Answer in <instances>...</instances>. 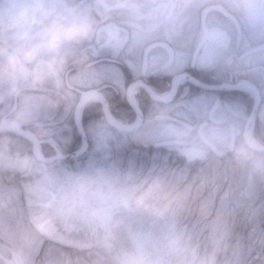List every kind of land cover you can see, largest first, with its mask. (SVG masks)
Segmentation results:
<instances>
[{
  "label": "rangeland",
  "instance_id": "rangeland-1",
  "mask_svg": "<svg viewBox=\"0 0 264 264\" xmlns=\"http://www.w3.org/2000/svg\"><path fill=\"white\" fill-rule=\"evenodd\" d=\"M247 12L240 22L243 27L241 46L244 51L249 46L261 48L259 55L264 57V10L253 7ZM73 44L68 45L70 52L66 60L73 55ZM213 49L212 66H224L226 55L218 48ZM254 61L257 69L251 79L263 93L256 119L264 122V67L259 66L258 58ZM220 71L217 73L222 77ZM238 90L247 92L245 98L248 99L238 96L231 111L221 107L215 113V117L226 118L228 122L221 136L204 131L222 156L213 163V151L199 138L197 125L185 128L164 121L154 123L152 116H147L146 122L135 131L134 141L153 146L161 140L179 139V144L184 145L172 144L169 149L178 150L185 162L171 158L165 147V151L141 153L147 161L140 164L145 173H131L130 169L123 173L121 167L110 164L96 176H77L65 171L60 160L56 161V167L35 162L29 153L32 142L28 137L18 134L19 138L8 142L6 147L1 145V167H12L17 171L16 176L29 178L24 179L17 190L12 189L13 186H0V264H32L46 237L56 245L55 254L60 252L61 245L76 246L82 242L94 245L104 243L107 238L115 239L123 249L122 264H241L242 261L264 264V152L251 149L241 137L254 113L256 96L249 86H241ZM94 101V96L86 100L80 116L88 115L87 109L95 112L93 106L89 109ZM75 102L77 99L72 100L73 106ZM212 102V95H198L182 108H176V113L184 119L193 116L202 120L207 118ZM25 106L28 116L24 120L35 122L39 127L37 131L47 138L44 143L49 150L60 153L53 133L61 137L70 131L68 121L65 131L41 129L42 123L52 120L50 114L41 110V100H31ZM11 107L12 104L9 109ZM233 110L238 111L237 116L233 115ZM166 111L168 109L160 110L163 114ZM133 116L136 121V114ZM113 119L120 125H131ZM257 120L252 122L251 142L264 146V125ZM237 123L238 138L230 130ZM82 125L88 136L83 120ZM87 127L96 144L95 151L110 149L121 137L118 132L90 120ZM2 131L12 132L13 129ZM9 137L2 133L0 140ZM193 147L201 154L197 167L198 154L193 157L185 154ZM232 161L236 173L229 171L231 181L225 193L217 197L215 191L222 185L223 168L228 169ZM95 165L90 162L88 167ZM129 167H134L132 162ZM142 172V178L137 180L136 174Z\"/></svg>",
  "mask_w": 264,
  "mask_h": 264
},
{
  "label": "flooded vegetation",
  "instance_id": "flooded-vegetation-1",
  "mask_svg": "<svg viewBox=\"0 0 264 264\" xmlns=\"http://www.w3.org/2000/svg\"><path fill=\"white\" fill-rule=\"evenodd\" d=\"M32 2L0 0V50H3L0 54V135H10L7 140H0V151L1 145L6 147L8 142L17 139L15 131L1 132L5 121H19L29 130L39 128L37 124L35 129L28 126L24 120L28 116L25 105L31 100L40 99L41 110L52 119L42 123L41 129L63 131L66 109L70 108L72 100L77 99L75 113L84 94L99 93L113 116H125V111L117 109L112 102L114 97L124 96L128 103L130 98L136 100L143 115L139 128L147 116H152L154 123L164 121L185 128L197 125V132L210 130L220 137L228 122L226 118L215 117V113L221 107L231 111L238 96L241 99L242 95L248 96L247 92L238 90V82L248 80L257 85L251 77L257 69L252 58L258 49L249 46L246 48L249 50L244 51L240 22L248 15L247 10L253 7L264 10V0H43L46 8L73 12L85 18L91 32L73 41V55L67 60L70 42L64 43L56 53L24 61L27 73L24 75L19 68L12 69L8 65V56L22 46L9 22L22 7ZM213 5L223 6L234 18L215 8L205 14ZM37 33L38 29H33L32 39L25 42V46L38 41ZM158 42L166 46L155 44ZM213 48L226 55L224 66H212ZM219 69L222 77L217 73ZM40 73L37 81L35 77ZM195 82L224 88H203ZM231 85L236 86L230 88ZM204 94L213 96L207 118L184 119L176 113V108ZM11 104L13 107L9 109ZM161 108L168 111L163 114ZM233 111L237 116L238 111ZM230 130L238 138V123ZM241 137L244 140L243 133ZM172 144L179 143L168 142L163 146L171 151ZM8 169L11 171L12 167Z\"/></svg>",
  "mask_w": 264,
  "mask_h": 264
},
{
  "label": "trees",
  "instance_id": "trees-1",
  "mask_svg": "<svg viewBox=\"0 0 264 264\" xmlns=\"http://www.w3.org/2000/svg\"><path fill=\"white\" fill-rule=\"evenodd\" d=\"M261 48L258 49L257 52L254 53L253 58L254 60L258 58V64L260 67H264V57L260 56ZM150 101V100H149ZM114 105L116 106L117 109H123L125 111V116L124 115H116L117 118H124V121L131 122L133 120V115L134 111L132 106L128 103V101L125 99L124 96H119L117 95L116 97L113 98ZM154 102V101H152ZM95 108V112L92 113L90 110L87 109L88 115H84L83 117V122L88 133V140H89V147L88 150L77 157H70V158H65L60 160L61 164L65 166V171L73 172L77 176L82 175V174H87V175H94L96 176L97 172L99 171H105L106 168L109 167L110 164H113L114 166H119L122 168L123 173H127L126 171L130 169L131 173H135L138 171H143L140 167V164L145 161L142 158L141 153L142 152H157V151H165L164 149L165 146H160V147H154L150 146L146 143L139 142L136 143L133 139V135L135 131H130V132H125V131H118L115 128H113L104 118V113L102 111V106L100 102L94 101L90 103L89 109ZM164 106V105H162ZM67 107V106H66ZM72 110L74 111V106L73 104L70 106V108L67 107L66 109V116H65V123L68 121L67 124L70 125L69 129L70 131H66L62 134L61 137L53 135L56 137V141L58 143L59 149L62 153H73L74 151L78 150L81 145H82V135L78 131L75 121H74V113H72ZM69 111V112H68ZM88 116V117H87ZM88 120L93 121V123H100L102 127H107L109 130H114L119 133L121 136L119 139H116L112 144L110 149H104V150H99L95 151L94 146L96 145L94 143V140L92 139V136L90 134L89 128L87 127ZM262 122V123H261ZM73 123V124H72ZM258 123L264 125V122L258 119ZM259 124V125H260ZM28 126L36 128V123L31 122L27 123ZM36 133L42 138L45 137V135L39 133L37 131V128L35 129ZM52 131H56V128H54ZM65 131V130H64ZM93 131V130H92ZM95 131V130H94ZM17 138L19 136L17 135ZM22 139V138H21ZM20 139V140H21ZM23 142L25 141L22 139ZM25 143L30 144V142L25 141ZM42 151L44 152L45 155H52L55 152L48 148V145H42ZM167 153L170 152L171 158H175L181 162H185V159L183 155L176 150V152H173L172 150L166 151ZM29 153L32 155L31 158L33 160L39 161L37 158L32 153V148H29ZM165 153V152H163ZM213 161L216 159H220L222 156H217L213 152ZM196 159V165L200 164L199 160ZM90 162H94L96 164L95 166L89 168L88 164ZM132 162L133 168L129 167V163ZM147 162V161H145ZM56 161L50 162L49 164L55 165L56 167ZM202 165V164H201ZM208 166H213V164H207ZM239 166V165H238ZM233 168V169H231ZM239 168V167H238ZM229 169V170H228ZM228 169L223 168V171L225 172L223 174V178L220 180L222 181V185L218 188L219 190H216L215 193L218 196H221L223 193H225V189L227 188V184L229 181H231V178H229V171L234 174L236 173L234 171V164L233 161L228 165ZM231 169V170H230ZM60 171V169H57ZM14 168L9 171V169L2 168L0 171V186L1 187H12V189L16 190L20 187L21 188V183L24 179H27L29 177H22V176H16L17 171L14 173ZM216 172V170H213ZM11 172V173H9ZM61 172V171H60ZM145 173V171H143ZM138 173L137 175V180L141 179L142 175L144 173ZM239 172V170H238ZM154 174L150 177L153 178ZM159 178L161 176L159 175ZM160 180V179H157ZM12 182V183H10ZM215 186H217L215 184ZM18 187V188H17ZM17 196V194H16ZM109 241V242H108ZM52 240L49 238H45V242L42 246V249L40 253L33 259L32 264H122L123 263V249L121 245L115 241V239H104L103 242L95 243L94 245L88 244L84 245V242L80 244L74 245H61L59 246V253L55 254V247L56 245L52 244ZM233 244V243H231ZM202 247V244L200 245ZM244 250L247 251V247L243 246ZM1 262V261H0ZM241 264H244L242 261Z\"/></svg>",
  "mask_w": 264,
  "mask_h": 264
},
{
  "label": "clouds",
  "instance_id": "clouds-1",
  "mask_svg": "<svg viewBox=\"0 0 264 264\" xmlns=\"http://www.w3.org/2000/svg\"><path fill=\"white\" fill-rule=\"evenodd\" d=\"M9 27L15 30L22 46L8 56V65L12 69L19 68L24 75H27L24 61L56 53L64 43L83 39L91 32V25L85 18L73 12L64 13L54 8H46L43 0H33L32 4L22 7L11 18ZM33 29H38V41L25 46V42L32 39ZM0 54H3V50H0ZM41 75L42 73L38 74L35 79L38 81Z\"/></svg>",
  "mask_w": 264,
  "mask_h": 264
},
{
  "label": "water",
  "instance_id": "water-1",
  "mask_svg": "<svg viewBox=\"0 0 264 264\" xmlns=\"http://www.w3.org/2000/svg\"><path fill=\"white\" fill-rule=\"evenodd\" d=\"M214 8H215V9H218V10H221V11L224 12L226 15L231 16V17L234 18V16H233L231 13H229V12H228L223 6H221V5H213V6L208 7V8L205 10V14H206L209 10L214 9ZM238 30H239V31L241 30V29H240V26H239V22H238ZM210 36H211V35H210ZM203 40H205V39H203ZM160 43H162L163 45L166 44V43H163V42H158V43H155V44H160ZM155 44H154V45H155ZM165 46H166V45H165ZM166 48L169 49L168 46H167ZM195 83H196V82H195ZM239 85H247V86L251 87V88L257 93V101H256V106H255V109H254V113L250 116L249 123L246 125L245 130H244V138H245V142H246V144H247L251 149H253V150H255V151H259V152H264V146L254 145V144L248 139V137H247V132L249 131V129H250V125H251L252 121L254 120L255 112L257 111V109L259 108V105H260L261 97H260L259 89H258V87H257L254 83H252V82H250V81H247V80H242L241 82L238 83V86H239ZM203 86H204V87H208V86H205V85H203ZM235 86H236V85H231V86H229V87L231 88V87H235ZM211 87H212V86H211ZM227 87H228V86H227ZM227 87H226V88H227ZM212 88L218 89V88H224V87H215V86H214V87H212ZM97 94L102 98V103H103V105H104L103 107H104V112H105L106 118L109 120V122H111L110 119H109V117H108V115H107L106 109H105V108H106V107H105L106 101L103 99V96H102L101 94H99V93H97ZM86 95H87V94H84V95L82 96V98L80 99V101L78 102V104H77V106H76V124H77V127H78V131L80 132V134H81L82 137H83V147H82L81 150H79V151L73 153V155H62V154H59V155H54V156H50V157L43 158V157H41L40 155H38V153H37V151H36V146H37V143H38V138H37V136H36L32 131H30V130H25V129H22V128H18V129H17V131H18L19 133H22V134H28L29 136L32 137V139H33V144H34V153H35V155L37 156L38 159H40V160H42V161H45V162H51V161H55V160H58V159H64V158H69V157H71V156L80 155V154H82L83 152H85V151L87 150L88 145H89V142H88V139H87V137H86V134L84 133V130H83V128H82V126H81V124H80V120H79L80 109H81V107H82V105H83V103H84V100H85ZM132 105H133V107H134V110L139 114V117H140L139 121H138L133 127H122V126H119V125H115L114 123L111 122V124H112L116 129L121 130V131H132V130L138 128V126L141 124V122H142V120H143V115H142V113L139 111V109H138L134 104H132ZM215 106H216V103H215L214 106L212 107L211 112L214 110ZM199 134H200V136H201L205 141L208 142V140L204 137V135L202 134V132H199ZM168 142H174V143L177 142V143H179V140H172V141H171V140H164V141H159V142H157L156 144H163V143H168ZM185 154H186L187 156L191 157L192 155H195V154L197 155L198 152L196 151V149H189V150L186 151Z\"/></svg>",
  "mask_w": 264,
  "mask_h": 264
},
{
  "label": "bare ground",
  "instance_id": "bare-ground-1",
  "mask_svg": "<svg viewBox=\"0 0 264 264\" xmlns=\"http://www.w3.org/2000/svg\"><path fill=\"white\" fill-rule=\"evenodd\" d=\"M245 86V85H244ZM259 89V88H258ZM259 92H260V89H259ZM91 95H88L87 96V98L88 97H90ZM93 96V95H92ZM95 96V95H94ZM255 96H256V99H257V93L255 92ZM260 97H261V100H262V98H263V94L260 92ZM110 119L112 120V122L114 123V124H118L111 116H110ZM81 125H82V123H80ZM119 125V124H118ZM83 126V125H82ZM76 127H77V124H76ZM2 128H5V129H8V128H11V129H13V128H18V125L16 124V123H14V122H5L4 124H3V126H2ZM78 128V127H77ZM83 128V127H82ZM84 130V129H83ZM84 133H86L85 131H84ZM248 139L250 140V141H252V138H251V135H250V133L248 132ZM67 154H69V153H67Z\"/></svg>",
  "mask_w": 264,
  "mask_h": 264
}]
</instances>
